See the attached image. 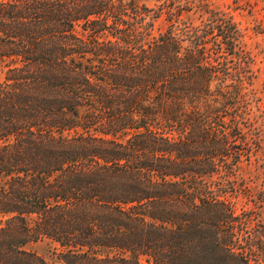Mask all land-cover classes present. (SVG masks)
I'll return each instance as SVG.
<instances>
[{"label":"trees","instance_id":"1","mask_svg":"<svg viewBox=\"0 0 264 264\" xmlns=\"http://www.w3.org/2000/svg\"><path fill=\"white\" fill-rule=\"evenodd\" d=\"M158 2L0 0V264H264L236 207L251 57L231 18Z\"/></svg>","mask_w":264,"mask_h":264},{"label":"rangeland","instance_id":"2","mask_svg":"<svg viewBox=\"0 0 264 264\" xmlns=\"http://www.w3.org/2000/svg\"><path fill=\"white\" fill-rule=\"evenodd\" d=\"M158 1L143 0V3L150 8H156ZM189 1L201 5L208 12L231 18L242 36V50L251 57L250 83L246 84L247 89L244 92L249 96L251 118L258 131V153L250 162H245L239 171L240 178L245 180L248 193L239 196L236 207L239 213L257 212L258 219L261 218L264 223V0ZM182 20L190 25H199L202 18L196 15L188 19L184 15ZM157 26L167 28L163 23ZM230 66L236 67L234 64ZM25 248L40 255L48 263L58 261L55 245L47 240L28 243Z\"/></svg>","mask_w":264,"mask_h":264}]
</instances>
